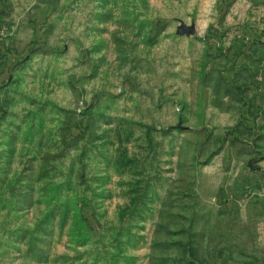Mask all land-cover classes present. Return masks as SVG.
<instances>
[{
    "label": "rangeland",
    "instance_id": "374dc122",
    "mask_svg": "<svg viewBox=\"0 0 264 264\" xmlns=\"http://www.w3.org/2000/svg\"><path fill=\"white\" fill-rule=\"evenodd\" d=\"M0 264H264V0H0Z\"/></svg>",
    "mask_w": 264,
    "mask_h": 264
},
{
    "label": "water",
    "instance_id": "95a60500",
    "mask_svg": "<svg viewBox=\"0 0 264 264\" xmlns=\"http://www.w3.org/2000/svg\"><path fill=\"white\" fill-rule=\"evenodd\" d=\"M183 30L187 33H195L196 32V29L195 27H188V26H185L183 27Z\"/></svg>",
    "mask_w": 264,
    "mask_h": 264
}]
</instances>
